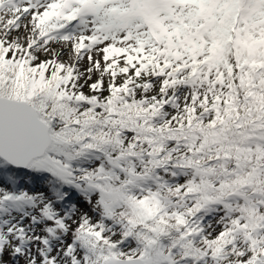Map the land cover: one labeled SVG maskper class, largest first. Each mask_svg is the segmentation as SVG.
<instances>
[{
    "label": "snow or ice",
    "instance_id": "snow-or-ice-1",
    "mask_svg": "<svg viewBox=\"0 0 264 264\" xmlns=\"http://www.w3.org/2000/svg\"><path fill=\"white\" fill-rule=\"evenodd\" d=\"M0 264H264V0H0Z\"/></svg>",
    "mask_w": 264,
    "mask_h": 264
}]
</instances>
